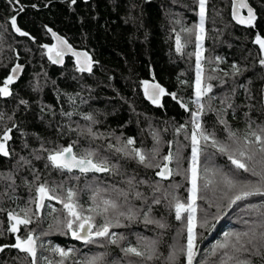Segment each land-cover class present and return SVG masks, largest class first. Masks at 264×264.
Instances as JSON below:
<instances>
[{
  "label": "trees",
  "instance_id": "1",
  "mask_svg": "<svg viewBox=\"0 0 264 264\" xmlns=\"http://www.w3.org/2000/svg\"><path fill=\"white\" fill-rule=\"evenodd\" d=\"M248 3L256 18L252 26L241 28L231 20L230 0H208L206 38L202 42L203 75L205 82L213 86L209 95L216 97L212 105L219 109L223 107L220 99L225 95L231 97L232 108L228 109L225 119L241 138L248 131L245 113L254 121L253 129L257 125L264 126V67L259 63L264 53L255 43L257 35L264 38V0H248ZM197 7L198 0H76L75 3L72 0H0V87L9 69L16 63L22 65L20 76L9 86L11 95L0 96V136L10 129L12 137L7 143L11 155H0V174L12 176L9 181L0 179V248H3L0 264H31V257L12 247L17 237L23 239L29 234L36 239L37 264H47L49 260L56 264L61 258L52 249L57 247L73 250L64 264H81L84 259L100 254H105L106 264H129L130 261L158 264L126 256L122 248L136 246L141 236L156 238L161 231L165 235L160 250L165 254L170 250L168 245L186 244V221L176 220L175 210L170 209L167 202L155 206L152 213L157 219L163 217L167 229L145 226L141 221L129 223L121 217L125 226L113 227L110 232L125 239L110 244L107 239L97 238L95 243L86 244L74 242L69 234H62V225L61 231L56 230L54 217L63 219L66 214L61 204L46 200V207L37 211L34 201L36 187L44 182L49 186L63 183L64 189L77 190L78 202L84 209L92 206L91 189L110 185L126 187L122 183L123 175L61 172L52 167L47 160L49 152L69 145L77 154L88 148L98 149L102 155L118 161L122 172L134 174L138 180L150 184L161 181L155 177L157 168H145L135 160H125L109 152L108 144L116 143L117 138L120 142L133 138L136 147L148 152L158 146L159 155L154 163L163 164V157L170 151L174 156L179 154V169L175 159L169 167L181 174L161 184L178 186L174 194L182 202L187 201L193 130L191 112L195 100ZM12 17L27 36L15 31ZM49 29L73 47L90 54L94 61L90 73L78 71L71 58H65L60 67L48 61L45 45L51 47L52 44ZM177 35L183 45L180 53L173 47ZM233 64L241 69L240 74H232ZM209 76L219 79L208 80ZM150 79L167 93H176L189 111L171 95L161 96L159 105L145 100L142 88L144 81ZM86 115H91L95 123L84 119ZM202 124L215 132L220 141L230 143L215 112L204 115ZM88 127L100 138L88 135ZM177 129L181 130L177 132ZM201 143L203 146L204 142ZM42 144L47 151L40 150ZM208 153L215 154L208 156ZM36 155L40 158L36 159ZM20 156L26 157L30 165L20 167L17 164ZM205 167L210 174L218 169L238 179H253L248 173L237 171L226 154L210 147L201 154V169ZM139 190L150 193L147 185H141ZM226 191L223 185L217 187L215 182L207 189L201 187L197 220L201 222L207 214L210 222L205 228H197L199 251L194 264H219L222 252L213 255L215 245L224 242L228 233L245 231L261 219L256 209L264 212V197H249L229 208V201L224 197ZM57 194H63L62 190L58 188ZM234 194L235 190L228 193L229 196ZM109 195L115 194L105 193ZM136 204L139 206V201ZM53 207L57 211L50 215ZM26 208L32 209V222L19 226L15 238L6 214L23 217L22 210ZM214 216L219 219H213ZM96 222L102 223V217L97 216ZM49 224H53L52 229ZM253 260L260 264L258 257ZM179 264H186L183 255L179 257Z\"/></svg>",
  "mask_w": 264,
  "mask_h": 264
},
{
  "label": "snow or ice",
  "instance_id": "2",
  "mask_svg": "<svg viewBox=\"0 0 264 264\" xmlns=\"http://www.w3.org/2000/svg\"><path fill=\"white\" fill-rule=\"evenodd\" d=\"M11 2V0H10ZM18 2V0H17ZM76 0H72L75 3ZM208 0H198L199 6V32L196 35L197 49L196 61H197V76L194 86L195 100L192 101L197 110L191 112V124L192 132L191 139V166L187 169L190 174L189 189L190 195L186 202H182L174 193L175 187L173 185L163 186L162 180H167L173 175H180V171L175 173L173 169L169 167V164L175 159L177 162V169H179V154L176 156L170 151L168 155L163 157L165 163L161 164L156 161V157L159 155V148L154 147L151 152L145 151L142 148L135 146L136 141L133 138H128L124 142H120L117 138L116 143H109L107 150L113 155L118 156L125 160H135L138 164L143 165L145 168H157L156 175L161 178V181L155 183H149L146 180H138L136 176L128 175L126 172H122L121 164L114 162L107 155H102L98 149H85L83 153L77 154L73 151V146L61 147L57 150L49 152L47 160L51 163L52 167L57 170L72 172L73 169H78L81 174L92 173H105L109 175H123L125 178L122 181L126 187L121 188L116 185H110L107 187H95L91 189L93 194L91 196L92 206L88 209H84L78 202V191L73 188H63V183L55 186H49L48 182L40 183L36 187V209L39 211L46 207L45 201H57L62 205V211L66 213L61 219L60 217H54V223L57 226L56 230L61 231L60 226H63V233H70L75 240H82L86 244L95 243L97 238L107 239L110 244H118L120 240L125 239L123 236H117L115 233L110 232L113 227H123L121 223V217L127 220L129 223L141 221L147 225H155L161 230L168 228L167 223L163 217L157 219L152 213L155 206H159L164 202H167V206L175 210V219L180 221L186 219L187 230V242L185 245L177 247L175 244L168 245L170 249L167 254L161 251V245L164 243L165 232L161 231L156 238L138 237L136 246H127L122 248V251L126 256L139 257L144 261H155L158 264H179V257L183 255L186 259V264H194L198 254V237L199 233L197 228H205L209 224L207 214L205 218L198 222L197 220V200L201 198L199 193L201 187L207 189L210 184L215 182L216 186L223 185L228 191L224 192V197L228 199V207L236 204L237 201L246 200L249 197L261 196L264 197V126L257 125L253 129L252 125L254 121L251 120L248 113L245 116L248 117L246 123L248 125V131L243 138L239 137L235 131L232 130L228 121L225 119L228 109L232 108L231 97L228 95L223 96L220 99L223 107L217 109L213 107L212 101L216 99L215 96H210L213 86L211 83H206L203 75V68L201 60L203 59V46L202 42L206 38L205 35V18H206V6ZM238 8H247L248 16L244 18L238 15L234 10L233 16L240 24L253 25L255 20V13L252 7H250L245 0H238ZM22 10V9H21ZM11 25L17 33L23 36H27L28 33L21 31L17 27L16 18H11ZM49 31H51L49 29ZM191 31V30H185ZM55 37L56 34L52 33ZM59 45H53L48 47V58L52 63H62L65 52H71L73 56L77 58L78 71L91 72L92 64L91 57L87 53H79L72 50L71 45H68L66 40H62L57 37ZM255 43L259 45L262 53H264V38L260 35L255 37ZM177 51H180L183 47L181 38L179 35L176 37ZM83 57V60L81 59ZM219 60V58H217ZM260 65L264 67V59L259 61ZM233 75L241 73V69L233 64ZM21 71V66L16 65L12 69V75H9L3 82V86L0 87V96L7 97L11 95L9 86L14 83L16 74ZM227 75V73H225ZM208 80L219 79L218 77L209 76ZM223 83V81H221ZM144 92L149 100L153 104L159 105L160 97L163 95H171L174 100H178L176 93H167L164 88L159 84L149 83L144 81ZM207 97V101H203V98ZM26 103V101H21ZM180 106L186 111H189L188 105L178 100ZM208 112H215L217 120L220 124L224 125V130L228 133L227 141L230 143L222 142L217 137L215 132L209 131L202 124V117ZM71 116V113H67ZM234 115V110H233ZM84 119L92 121L91 115L84 116ZM183 127V126H182ZM181 129H177L179 132ZM11 130L8 129L0 137V155L9 157L11 153L8 150L7 142L12 138L10 135ZM87 133L93 139L100 138L96 133L92 131L91 127L87 128ZM155 137V134H154ZM203 146H202V143ZM157 145L160 141L156 137ZM27 147V144L24 145ZM215 149L220 154H226L231 164L234 165L237 171L242 170L244 173H248L250 177L244 179H238L235 175L224 173L218 169H214L209 173L208 168L201 169V154L206 152L208 148ZM41 151H47L41 145ZM34 154V153H33ZM215 153H208V156ZM36 159L40 157L35 156ZM208 158L207 156L205 157ZM17 164L20 167L30 165V161L20 156ZM203 172V176L201 173ZM0 179L5 181L12 180L11 174H0ZM36 179H39L37 176ZM79 179V177H75ZM54 183V182H53ZM141 185H147L150 189L149 194H145L140 191ZM88 187L91 188L89 185ZM61 189L63 194H57V189ZM235 190L233 196H229L228 193ZM105 193H114L115 195L105 196ZM136 201H139L137 206ZM211 206V205H210ZM24 215L21 217L19 214L9 213L8 218L14 221L10 231L16 233L19 231V225H28L31 221L30 214L32 209L26 208L22 210ZM57 211L56 208H52L50 215ZM261 219L258 223L249 226L247 230L242 232H232L226 235L224 242H219L213 249V255L218 251L222 252L220 256L219 264H256L253 257H258L260 264H264V212H259L256 209ZM85 212L88 214L86 215ZM187 214L186 216L184 214ZM102 217L103 222L97 223L96 217ZM213 219L218 220V216H214ZM214 227V225H213ZM53 228V224H49V229ZM48 234V233H45ZM12 247L18 249L20 252L25 253L28 257H31V264H37V246L36 239L33 235L29 234L26 238L17 237L16 243ZM3 251V248H0ZM52 251L60 256V260L56 264H64L65 260L70 257L73 250H65L63 248H53ZM47 264H53L52 261H48ZM81 264H106L105 254L91 256L83 261ZM129 264H135V262H129ZM202 264V262H201Z\"/></svg>",
  "mask_w": 264,
  "mask_h": 264
},
{
  "label": "water",
  "instance_id": "3",
  "mask_svg": "<svg viewBox=\"0 0 264 264\" xmlns=\"http://www.w3.org/2000/svg\"><path fill=\"white\" fill-rule=\"evenodd\" d=\"M230 1H231V8H230L231 20H232V21H233L238 27H241V28H245V27H247V24H240V23H238L237 20H236V19L234 18V16H233V12H234V10H235V11H237L238 15H240V16H242V17H244V18H247V16H248V10H247V8H238V7H235L236 5H238V0H230ZM245 2L249 5L248 0H245ZM249 6H250V5H249ZM250 7H251V6H250ZM253 10H254V9H253ZM254 13H255V11H254ZM255 18H256V15H255ZM49 34H50V36H51V38H52V44H51V47H52L53 45H59V41L57 40V37H59L60 39L64 40V39H63L61 36H59L58 34H56L55 37L53 36L52 32H50ZM173 47H174V50H175L176 52H179V53L181 52V50H180V51H177L176 38H174ZM72 50L75 51V52H79V53H85V52H83V51H77V50H74L73 48H72ZM65 58H71V59L73 60V63H74V65H75V67L78 69L77 58H76L75 56H73L71 52H65V54H64V56H63V61H64ZM47 59H48L49 62L52 63V61L48 58V50H47ZM81 59L83 60V57H81ZM52 64H54V63H52ZM62 64H63V62H62V63H55L54 65H56V66L59 67V66H61ZM16 65H18V64H14V65L9 69V72H8V74H7V77H8L9 75H12V69H13ZM20 66H21V70H22V65H20ZM92 66H93V65H92ZM83 73H87V72H83ZM20 74H21V71L18 72V73L16 74V79H15L14 83L16 82V80L18 79V77L20 76ZM7 77H6V78H7ZM6 78H5V79H6ZM148 82H149V83H155V84H158L154 79H150ZM142 90H143V96H144L145 100H147L148 102L152 103V101L149 100V99L147 98V96L145 95V92H144V85H143ZM160 99H161V97H160ZM159 102H160V101H159ZM152 104H153V103H152ZM2 136H3V135H2ZM164 163H165V162H164ZM158 170H159V169H158ZM65 171H66V170H65ZM67 172H68V171H67ZM72 172H78V173H80L78 169H73ZM89 173H91V174H102V173H92V172H89ZM155 177H156L158 180H161V178L158 177L156 174H155ZM168 179H169V178H168ZM168 179H167V180H168ZM167 180H162V181H167ZM8 214H9V213L6 214V218L9 220V218H8ZM9 222H10L11 224L14 223V221H11V220H9ZM19 226H22V225H19ZM17 233H18V232L14 233L15 238L17 237ZM68 234H69V238H70V240H72V241H74V242H78V241H79V242L84 243V241H82V240H75V239H73L72 236H71V234H70V233H68ZM16 240H17V238H16ZM15 243H16V242H15Z\"/></svg>",
  "mask_w": 264,
  "mask_h": 264
},
{
  "label": "rangeland",
  "instance_id": "4",
  "mask_svg": "<svg viewBox=\"0 0 264 264\" xmlns=\"http://www.w3.org/2000/svg\"><path fill=\"white\" fill-rule=\"evenodd\" d=\"M198 25H199V6L197 7V23L195 24V29H194V38H195L194 60H195V67H194V84H193V87L195 86V81H196V76H197L196 52L198 51V49H197V43L198 42L196 40V35L199 32ZM201 65H202V60H201ZM192 108H193V111H196L197 110V106L195 104L193 105ZM190 166H191V162H190ZM188 181H189V189H190L191 188V184H190V174H189V180ZM189 189H188V196L190 195ZM185 221H186V219H185Z\"/></svg>",
  "mask_w": 264,
  "mask_h": 264
},
{
  "label": "bare ground",
  "instance_id": "5",
  "mask_svg": "<svg viewBox=\"0 0 264 264\" xmlns=\"http://www.w3.org/2000/svg\"><path fill=\"white\" fill-rule=\"evenodd\" d=\"M50 32H52V33H55V34H57L56 32H54L53 30H51V31H49V33ZM59 35V34H58ZM60 36V35H59ZM62 37V36H61ZM63 38V37H62ZM64 39V38H63ZM65 40V39H64ZM68 43V42H67ZM68 45H70L69 43H68ZM71 48H73L74 50H77V51H83V52H85V53H87V55L89 56V57H91L90 56V54L86 51V50H83V49H77V48H75V47H73L72 45H71ZM91 61L93 62V64L92 65H94V61L92 60V57H91ZM17 64V63H16ZM19 65V64H18ZM60 67V66H59ZM2 137V136H1ZM8 142H10V140L8 141ZM7 142V143H8Z\"/></svg>",
  "mask_w": 264,
  "mask_h": 264
},
{
  "label": "flooded vegetation",
  "instance_id": "6",
  "mask_svg": "<svg viewBox=\"0 0 264 264\" xmlns=\"http://www.w3.org/2000/svg\"><path fill=\"white\" fill-rule=\"evenodd\" d=\"M1 136H2V135H1ZM1 136H0V137H1Z\"/></svg>",
  "mask_w": 264,
  "mask_h": 264
}]
</instances>
